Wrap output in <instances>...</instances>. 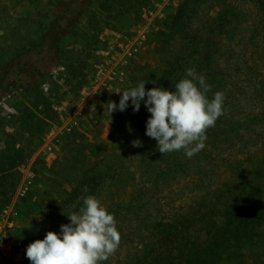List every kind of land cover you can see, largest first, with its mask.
I'll list each match as a JSON object with an SVG mask.
<instances>
[{
    "label": "rangeland",
    "instance_id": "obj_1",
    "mask_svg": "<svg viewBox=\"0 0 264 264\" xmlns=\"http://www.w3.org/2000/svg\"><path fill=\"white\" fill-rule=\"evenodd\" d=\"M184 1L82 0L83 13L74 19L70 15L80 0H0V149L7 134L18 138L17 145H25L24 152L31 148L26 143L30 134L31 143H35L31 154L18 165L14 189L5 202L12 203L16 211L10 237L20 253L11 262L25 257L23 248L18 247L20 231L32 229L54 211L49 208L50 202L61 201L69 192V185L52 168L64 135L93 143L90 161L101 157L105 163L119 161L113 154L121 152L109 142L114 123L106 103L118 104L121 94L117 92L131 88L136 65L156 67L166 31L162 22ZM227 1L238 17L233 35L222 45V52H226L223 56L228 59L222 62L225 67L241 63L244 72L239 71L238 79L242 81L237 84L235 79L226 99L235 119L249 126L236 129L230 143L216 144L207 154L211 152L220 159H245L249 164L260 156L264 143V14L252 1ZM212 3L213 0L187 1L192 12L208 11L210 17L219 7L210 8ZM65 4L69 9L61 13ZM60 15L64 18L60 19ZM57 19L59 32L49 31ZM35 99L40 102L37 108ZM37 117L42 119L36 124ZM189 167L184 174L166 172L156 182L144 185L135 167L137 186H124L114 175L96 197L105 207L114 208L118 201L130 204L120 209L126 216L140 207L145 215L163 219L199 198L192 174L200 169L194 163ZM4 169L0 163V173ZM121 172L125 177V171ZM218 173L208 168L205 175L215 180ZM22 185L27 189L19 194ZM3 202L0 207L5 205ZM59 207L67 215L78 211L67 202ZM67 223L69 220L58 222L56 231L60 232V225ZM193 241L190 239L188 244ZM132 248L121 239L116 252L104 264H119L117 255L124 257ZM259 253L256 246L245 244L242 254L227 251L217 264H259ZM10 261L4 260L3 264Z\"/></svg>",
    "mask_w": 264,
    "mask_h": 264
},
{
    "label": "trees",
    "instance_id": "obj_2",
    "mask_svg": "<svg viewBox=\"0 0 264 264\" xmlns=\"http://www.w3.org/2000/svg\"><path fill=\"white\" fill-rule=\"evenodd\" d=\"M187 1L162 22L166 31L161 40L158 64L154 69L136 65V73L131 76V88L143 81L146 90L155 86L175 90V84L186 78L187 69L192 68L202 75L211 85L209 98L217 91L225 97L223 114L216 120L215 126L206 131L205 147L191 158L182 150L162 155L156 149L157 142L145 135L146 121L151 114L143 101L139 111H133L129 101L124 111L112 112L114 126L109 133V142L121 152L113 154L119 161L108 160L105 163L102 157L90 161L89 155L95 150V145L82 138L64 135L60 155L52 168L69 185V192L61 201L52 200L49 208L54 211L37 221L32 229L20 231L18 247L25 251L31 242L43 239L46 232L59 233L55 225L61 220H68L67 213L62 212L59 204L67 202L79 210L82 206L79 198L98 195L114 175L124 186H137L133 170L136 167L144 185L156 182L166 172L176 170L184 174L190 169L189 163H194L200 169L192 174L194 190L200 193L196 203H186L181 210L172 211L163 219L145 215L140 207L133 211L134 214L130 210L131 213L126 216L120 213V209L131 205L122 201H118L114 208L106 207L109 213L114 214L121 239L133 247L124 257L117 255L119 264H217L227 251L242 254L245 244L258 248V263L264 264V143L260 156L249 164L245 163V159H220L211 152L207 154L216 144L230 143L236 129L249 126L246 121L235 119L232 106L226 99L235 79L239 78V71L244 72L240 67L242 64L228 63L230 66L226 64L228 67H225L222 62L223 58L224 62L228 61L223 56L226 52H222V45L233 35L238 14L227 0H213L210 8L219 7L214 9L211 17L208 11L192 12ZM249 1L256 3L264 14V0ZM83 6L80 0L70 16L74 19L80 17ZM68 9L65 4L61 13ZM59 26L57 19L48 30L58 33ZM241 81L238 79L236 83ZM261 82L264 85V81ZM33 104L37 108L40 102L35 99ZM41 119L37 117L36 124ZM137 139L142 142V147L132 146V141ZM30 140L31 134L26 142L31 148L24 152L25 145H17L18 138L7 134L4 147L0 149V163L5 166L0 173V202L3 200V204L9 200L14 189L18 165L32 152L35 143ZM208 168L219 170L215 180L205 175ZM190 239L194 241L188 244ZM172 243L173 246H166ZM9 264L30 262L25 255L22 261Z\"/></svg>",
    "mask_w": 264,
    "mask_h": 264
},
{
    "label": "clouds",
    "instance_id": "obj_3",
    "mask_svg": "<svg viewBox=\"0 0 264 264\" xmlns=\"http://www.w3.org/2000/svg\"><path fill=\"white\" fill-rule=\"evenodd\" d=\"M211 85L192 68L186 78L175 84V90L155 86L145 89V82L120 93L119 103L108 101L109 114L124 111L131 102L139 111L143 101L151 114L146 121L145 135L154 139L163 155L183 151L188 158L205 147L206 131L215 126L223 114L224 94L217 91L209 98ZM133 147H142L137 139ZM87 192V188H85ZM82 206L60 225V232L48 231L43 239L31 242L25 255L31 264H102L119 247L121 235L114 214L94 195L79 198Z\"/></svg>",
    "mask_w": 264,
    "mask_h": 264
},
{
    "label": "built area",
    "instance_id": "obj_4",
    "mask_svg": "<svg viewBox=\"0 0 264 264\" xmlns=\"http://www.w3.org/2000/svg\"><path fill=\"white\" fill-rule=\"evenodd\" d=\"M46 148L50 149V145L47 144ZM26 189L27 186L22 185L19 188V194H24ZM15 221L16 211L12 203L0 207V264H3L4 260H17V256L20 253L10 237V232L15 226Z\"/></svg>",
    "mask_w": 264,
    "mask_h": 264
}]
</instances>
